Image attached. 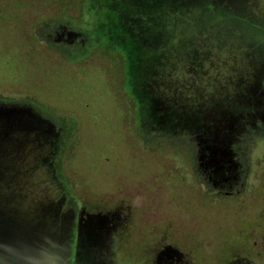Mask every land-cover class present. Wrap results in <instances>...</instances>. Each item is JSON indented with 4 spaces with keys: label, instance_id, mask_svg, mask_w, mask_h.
I'll use <instances>...</instances> for the list:
<instances>
[{
    "label": "rangeland",
    "instance_id": "rangeland-1",
    "mask_svg": "<svg viewBox=\"0 0 264 264\" xmlns=\"http://www.w3.org/2000/svg\"><path fill=\"white\" fill-rule=\"evenodd\" d=\"M110 1L46 2L64 30L41 36L37 7L0 0V264H264V0H169L180 20L144 60L143 108L110 48ZM191 140L239 163L234 196L206 193ZM122 200L138 213L117 240L103 215ZM151 222L171 237L137 240Z\"/></svg>",
    "mask_w": 264,
    "mask_h": 264
},
{
    "label": "trees",
    "instance_id": "trees-1",
    "mask_svg": "<svg viewBox=\"0 0 264 264\" xmlns=\"http://www.w3.org/2000/svg\"><path fill=\"white\" fill-rule=\"evenodd\" d=\"M117 1L118 0H111L107 6L112 14L110 17L111 24L110 30L108 31L109 35L107 33V36L110 41V48L116 49L118 51L121 50V53L124 55L126 62V83L129 86L133 96L138 100L140 108H143L145 105L146 96V84L143 78L144 69L146 67L144 60L152 57L154 60L156 59V61L160 62V59L164 58V50L167 48L166 43L168 42V30L169 28L175 29L171 21L180 20L177 16V14H180V12L176 11L179 9L178 6L171 5L169 0H141L140 3L129 1L127 5H121L122 3L119 5ZM125 10L129 11L133 17L137 18L138 22L136 24L125 20L123 16V11ZM152 14L156 15V26L149 25L148 19ZM139 29L152 32L153 36L151 39L156 42L155 49L150 51L146 48L148 40L142 37V35L138 34L140 33ZM121 31H125L124 34L126 42L121 38ZM63 48L65 49V47ZM177 56L178 55H176L175 58H177ZM178 58L181 57L178 56ZM178 60L183 62L182 59ZM5 112H8L6 115L9 117L12 115L10 110ZM65 131L63 130V132ZM197 141L191 140L188 143L202 148L200 151H197L198 153H194V155L200 153H209L208 155L216 154L210 153L208 151L206 148L208 143H204L205 141H200L197 143ZM204 149H206V152Z\"/></svg>",
    "mask_w": 264,
    "mask_h": 264
},
{
    "label": "flooded vegetation",
    "instance_id": "flooded-vegetation-1",
    "mask_svg": "<svg viewBox=\"0 0 264 264\" xmlns=\"http://www.w3.org/2000/svg\"><path fill=\"white\" fill-rule=\"evenodd\" d=\"M1 1H16L18 3H23L24 5H27L28 7H37L39 11L38 16H33L34 19H30L29 14H27V17L25 20L28 21V27H30V29H32V31L38 33L41 36L46 35L47 33H50L53 29L56 30L57 29H63L64 27L63 25H56L54 22L53 25L48 24L47 22V15L43 16L44 18H41V13H44V8L46 7V2H52L54 0H1ZM64 3L69 2V0H61ZM70 3V2H69ZM4 4V2H3ZM71 6V4H69ZM62 7H65L64 5ZM15 11V10H13ZM18 12V10H17ZM29 12V11H27ZM65 14V12H63ZM57 15H62L60 14V12H56L53 15H50L49 17H51V21L57 16ZM23 20V21H25ZM60 24V23H59ZM27 27V28H28ZM29 29V30H30ZM39 35V36H40ZM54 41L58 40V42L60 41L62 43V45L64 47H67L69 45H73L71 42H73L72 38L71 41L70 39H68V37H59V36H55V39H53ZM74 43V42H73ZM51 45H53L51 43ZM187 157V161L190 162V157L189 156H185ZM193 159V160H192ZM183 161H185L183 159ZM191 161H193L195 163V161L198 163V167H199V171L203 172V176L206 178L204 179V186H205V190L206 193L209 194H213L215 196H221V195H226V196H234L235 193L238 191V182H239V176H240V165L239 163H237L235 160L232 159V161L228 164H223L224 160L220 159V157L215 154V155H208V154H197V155H191ZM186 162V161H185ZM186 168L187 170H184V175L183 177L186 176V174H188L190 171L189 169V165L186 164ZM171 175V173H170ZM207 189H210L209 192H207ZM109 205V204H108ZM116 209H118V211H108L107 214L103 215V227L105 228V230H107L109 232V235H112V237L114 239L117 238V240H123L122 235L124 234L123 232L130 230L128 229L129 227V223L134 224L135 222L133 221L134 218H137V215H135L137 212V210L135 211L136 207L134 208V205L131 204V202L129 201H119V205H116ZM110 210V209H108ZM171 210V209H170ZM94 218V217H92ZM139 222H141L139 220ZM142 225V224H141ZM81 226H83V224L81 223L80 219L77 218V227L81 228ZM101 226L102 228V224L98 223L94 225L95 227H99ZM143 226V225H142ZM147 225L143 226L144 230H138V237L136 238L137 240L140 239V236H147L145 239H142L143 242L145 241H153V240H157L158 238H160L159 235H165L168 236L167 234H159L158 230V226L159 224L157 223H150L147 227ZM169 227V225H167ZM166 226H164L165 228ZM83 232L82 230H78L77 233V239L78 242H80L82 237H83ZM92 236V241H96V237L95 234H91ZM172 234H170L168 237H171ZM191 236V234H189L188 236H184L185 238L189 239L188 237ZM84 238V237H83ZM94 239V240H93ZM110 240V239H109ZM94 241V242H95ZM179 257H174V256H170V263L171 264H181L182 261L181 259L182 256L180 255V253L178 254ZM183 261H185L183 259Z\"/></svg>",
    "mask_w": 264,
    "mask_h": 264
},
{
    "label": "clouds",
    "instance_id": "clouds-1",
    "mask_svg": "<svg viewBox=\"0 0 264 264\" xmlns=\"http://www.w3.org/2000/svg\"><path fill=\"white\" fill-rule=\"evenodd\" d=\"M42 264H55V260L52 259L50 256H45Z\"/></svg>",
    "mask_w": 264,
    "mask_h": 264
}]
</instances>
